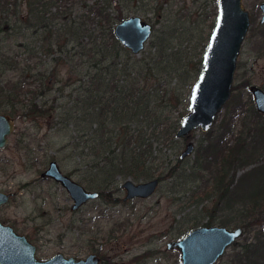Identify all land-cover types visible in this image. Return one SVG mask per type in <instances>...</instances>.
<instances>
[{
  "label": "trees",
  "instance_id": "obj_1",
  "mask_svg": "<svg viewBox=\"0 0 264 264\" xmlns=\"http://www.w3.org/2000/svg\"><path fill=\"white\" fill-rule=\"evenodd\" d=\"M156 4V28L136 56L111 33L112 25L124 18L121 0H0V112L13 119L19 111L29 119L45 118L54 129L67 133L59 151L68 152L73 170L89 173V186L105 203L119 201L109 189L117 179L153 178L155 144L176 141L175 131L185 114L180 105L200 70L197 46L193 56H187V46L170 44L181 31L177 32L175 19L163 14V2ZM182 32L188 35L185 29ZM258 36L264 54V24ZM59 66L68 75L53 88L50 79L57 76ZM30 71L35 73L27 76ZM262 123H255L248 137L238 135L229 141V117L196 145L189 166H177V156L176 164L154 176L160 181L180 172L193 181L206 173L209 193L219 192L224 207L237 206L231 214L219 215L218 225L234 224L233 214L238 213L245 229H256L250 238L232 242L231 250L220 256L221 264H264ZM238 170L233 181L224 182ZM197 223L178 231L182 234Z\"/></svg>",
  "mask_w": 264,
  "mask_h": 264
},
{
  "label": "rangeland",
  "instance_id": "obj_2",
  "mask_svg": "<svg viewBox=\"0 0 264 264\" xmlns=\"http://www.w3.org/2000/svg\"><path fill=\"white\" fill-rule=\"evenodd\" d=\"M156 1L163 2V14L175 19L177 32L181 31L170 44L177 48L187 46V56H193V47L197 46L195 57L202 55L201 46L206 45L214 23L216 0H121L122 16L137 15L149 22L154 30V19L158 16ZM262 1L240 0L242 8L248 12L249 26L236 57L230 96L216 113L210 130L202 132L195 128L173 143H156L158 157L154 162V176L164 174L169 165L176 164L178 154L188 143L192 145V152L179 158L177 166H189L196 145L203 143L206 133H215L220 128H217L218 124L229 117L232 118V132L227 135L229 141L238 135L248 137L253 133L255 123L263 124L262 117L253 112L255 108L248 92L252 85L264 90V54L258 36L264 24H258V4ZM183 29L188 35H184ZM147 45L148 42L142 50ZM67 72L64 67L57 68V76L50 79L53 88L67 78ZM34 73L30 71L27 76ZM188 94L180 105L183 114L188 111ZM234 105L236 107L232 109ZM21 112L16 113L13 131L6 145L0 148V192L12 193L7 202L0 205V222L24 235L35 246V256L39 259L55 253L84 257L95 252L101 259L100 264H180L179 253L175 249L167 250L166 241L178 239L192 229L188 228L182 234L178 231L181 227L187 228L192 221H197L195 227H198L207 225V220L212 218L209 225L219 226V215L231 214L237 209L236 205L224 207V202L218 199L219 192L209 193L211 180L207 179L206 173L192 181V176L187 179L183 177L185 173L179 172L160 180L153 194L143 199L122 201L124 191L120 183L124 178L117 179L109 189L118 202L105 203L97 197L70 210L71 200L65 190L51 179L40 176L50 159H54L60 171L84 189H97L89 186V173L73 170L75 164L68 152L59 151L67 140V133L54 129L45 118L29 119L20 115ZM241 122L245 125L241 126ZM240 173L239 170L229 173L224 182L233 181ZM237 214H233L235 223L225 227H241L242 235L237 239L241 241L250 238L256 229H245ZM261 229L264 231V223ZM223 260L224 257H220L214 264H221Z\"/></svg>",
  "mask_w": 264,
  "mask_h": 264
},
{
  "label": "water",
  "instance_id": "obj_3",
  "mask_svg": "<svg viewBox=\"0 0 264 264\" xmlns=\"http://www.w3.org/2000/svg\"><path fill=\"white\" fill-rule=\"evenodd\" d=\"M258 24L264 23V1L258 4ZM249 26L248 12L240 0H216L213 26L208 34L201 55V68L188 94V111L181 117L175 131V138L186 137L192 129L207 131L219 109L228 100L231 92L236 57ZM153 31V26L137 15H129L112 25L111 33L120 46L137 55ZM255 110L264 119V90L257 86L248 88ZM14 128L13 118L0 112V148L7 143ZM192 152L188 143L178 154L183 158ZM58 183L68 194L75 210L87 201L98 197L96 190H86L68 175L62 173L54 159L47 162L40 173ZM158 184L156 177L134 182L129 178L120 183L124 191L122 200L143 199L153 194ZM12 193L0 192V205L7 202ZM242 235L241 227L232 229L224 226H198L185 232L178 239L165 242L167 250L179 253L180 264H214L232 242ZM97 253L90 252L84 257L64 256L55 253L47 258L35 256V246L11 226L0 222V264H100Z\"/></svg>",
  "mask_w": 264,
  "mask_h": 264
},
{
  "label": "flooded vegetation",
  "instance_id": "obj_4",
  "mask_svg": "<svg viewBox=\"0 0 264 264\" xmlns=\"http://www.w3.org/2000/svg\"><path fill=\"white\" fill-rule=\"evenodd\" d=\"M244 39V38H243ZM243 41V40H242ZM249 92V91H248ZM250 93V92H249ZM252 98V97H251ZM253 102V101H252ZM254 106V105H253ZM260 114V113H259ZM261 115V114H260ZM261 117H262V115H261ZM262 119H263V117H262ZM263 121H264V119H263ZM43 178H47V177H43ZM54 182V181H53ZM56 183V182H55ZM158 183H159V181H158ZM58 184V183H57ZM158 185V184H157ZM123 197V196H122ZM121 200H122V198H121ZM123 201V200H122ZM71 210V209H70ZM74 211V210H73ZM100 258V257H99ZM101 260V259H100Z\"/></svg>",
  "mask_w": 264,
  "mask_h": 264
}]
</instances>
